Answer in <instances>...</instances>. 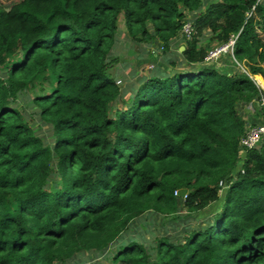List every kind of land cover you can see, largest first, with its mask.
Wrapping results in <instances>:
<instances>
[{
	"label": "trees",
	"instance_id": "obj_1",
	"mask_svg": "<svg viewBox=\"0 0 264 264\" xmlns=\"http://www.w3.org/2000/svg\"><path fill=\"white\" fill-rule=\"evenodd\" d=\"M202 7L0 0V264H89L84 255L111 264H264V140L240 154L248 125L239 111L263 93L254 76L264 78V0ZM188 22L191 38L182 35ZM120 38L160 44L171 58L122 87L113 54ZM231 38L227 66L206 61ZM176 42L183 51L172 50ZM30 91L28 112L18 103ZM218 202L208 225L183 242L122 241L145 214L176 220Z\"/></svg>",
	"mask_w": 264,
	"mask_h": 264
},
{
	"label": "rangeland",
	"instance_id": "obj_2",
	"mask_svg": "<svg viewBox=\"0 0 264 264\" xmlns=\"http://www.w3.org/2000/svg\"><path fill=\"white\" fill-rule=\"evenodd\" d=\"M215 0H203V7L205 8L209 4H213ZM120 42L113 49V54L118 56L119 60L116 63L114 70L121 78L122 82L120 86L124 87L129 83L136 84L141 82L144 78L150 75L152 69V64H157L166 59L171 58L170 56H163L162 46L160 44H134L127 39L120 38ZM182 45L184 44L181 41ZM179 42L174 43L171 47L173 51L179 52L184 50V46H181ZM181 46V47H180ZM216 46V45H215ZM212 46L211 49L216 48ZM179 50V51H178ZM157 54L155 58H152L151 55ZM180 56V55H179ZM181 57V56H180ZM7 71L3 68L0 69V79L7 76ZM261 78V77H260ZM257 82H261L256 77ZM33 98V92H25L19 97L18 105H22L24 109L28 112L32 111L30 106L31 100ZM129 95H126L125 101H127ZM119 108H124V103L120 101ZM248 106V107H246ZM253 110L251 103L246 105H240L239 111L245 112ZM29 122L35 127L37 132L41 135H46L48 132L47 126L42 124L41 121H37L33 116L30 118ZM248 128V126H247ZM219 209V202L213 204L210 208L206 209L199 216H189L185 210H181L179 213L180 217L176 220H165L162 216L152 213L145 214L143 218L134 220L130 230L124 234L122 241L138 240L145 243L147 248H151L156 242L157 239L165 238L172 243L183 242V238L186 234L190 233L194 229L204 228L208 225L207 222L211 220V215L216 213ZM117 245H114V249ZM89 255H84L83 260H88L89 264H111V259L105 256H91L92 261L88 258ZM155 257V255H154ZM90 260V261H89Z\"/></svg>",
	"mask_w": 264,
	"mask_h": 264
},
{
	"label": "built area",
	"instance_id": "obj_3",
	"mask_svg": "<svg viewBox=\"0 0 264 264\" xmlns=\"http://www.w3.org/2000/svg\"><path fill=\"white\" fill-rule=\"evenodd\" d=\"M182 33H183L182 35L185 36L186 38H191V36L194 33L193 24L190 22L186 23L182 29ZM234 43H235L234 38H231V40L227 44L210 50L206 57V61L213 62L217 60L222 54L233 53ZM256 102L261 109H264V92L261 94V96L258 98ZM263 137H264V125L248 127L245 136L241 139L240 142V154L242 155L247 150L253 149L256 146H258L261 140L263 139ZM227 187L228 186L225 180H221L219 182L220 193L224 192V190H226ZM174 195L176 197L182 198V200H185L188 197L187 192L181 193L179 190H176L174 192Z\"/></svg>",
	"mask_w": 264,
	"mask_h": 264
},
{
	"label": "crops",
	"instance_id": "obj_4",
	"mask_svg": "<svg viewBox=\"0 0 264 264\" xmlns=\"http://www.w3.org/2000/svg\"><path fill=\"white\" fill-rule=\"evenodd\" d=\"M227 54H222L216 61H214L215 65L216 66L219 65L221 67L227 66L226 65L227 64L226 63ZM230 69L232 70L233 66H231ZM255 77H259V80H261V82L258 81V85H259V87L261 86L262 89L264 90V78L260 75L254 76V79H255ZM246 107H248V106H246ZM252 107H254L252 111L247 108V111L245 110V112H244L241 109L240 115L246 120L248 126L264 125V117L261 114H259L258 110H256V108H258L259 106L257 104L256 105L253 104ZM259 110H261V108H259Z\"/></svg>",
	"mask_w": 264,
	"mask_h": 264
},
{
	"label": "clouds",
	"instance_id": "obj_5",
	"mask_svg": "<svg viewBox=\"0 0 264 264\" xmlns=\"http://www.w3.org/2000/svg\"><path fill=\"white\" fill-rule=\"evenodd\" d=\"M226 54H227V53H226ZM230 54H233V53H230ZM254 80L257 82V80H256V79H254ZM257 85H258V82H257ZM258 86H259V85H258ZM260 88L262 89V87H261V86H260ZM262 90H263V89H262ZM263 92H264V90H263ZM253 104H255V105H256V104H257V102L255 101V102L251 103V105H253ZM259 107H260V106H259ZM248 127H250V126H248ZM263 140H264V137H263V139L261 140V142H262ZM227 186H228V184H227ZM218 188H219V183H218ZM227 188H228V187H227ZM227 188H226V189H227ZM219 191H220V189H219ZM225 191H226V190H224V192H225ZM224 192H222V193H220V192H219V195H220V196H223Z\"/></svg>",
	"mask_w": 264,
	"mask_h": 264
},
{
	"label": "bare ground",
	"instance_id": "obj_6",
	"mask_svg": "<svg viewBox=\"0 0 264 264\" xmlns=\"http://www.w3.org/2000/svg\"><path fill=\"white\" fill-rule=\"evenodd\" d=\"M259 80V77H256Z\"/></svg>",
	"mask_w": 264,
	"mask_h": 264
},
{
	"label": "water",
	"instance_id": "obj_7",
	"mask_svg": "<svg viewBox=\"0 0 264 264\" xmlns=\"http://www.w3.org/2000/svg\"><path fill=\"white\" fill-rule=\"evenodd\" d=\"M176 72H178V71H174V73H176Z\"/></svg>",
	"mask_w": 264,
	"mask_h": 264
}]
</instances>
